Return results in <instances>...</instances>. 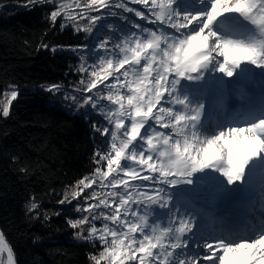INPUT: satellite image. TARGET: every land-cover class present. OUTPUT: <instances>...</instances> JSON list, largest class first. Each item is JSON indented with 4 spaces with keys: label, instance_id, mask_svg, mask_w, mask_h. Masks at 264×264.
Listing matches in <instances>:
<instances>
[{
    "label": "snow or ice",
    "instance_id": "obj_1",
    "mask_svg": "<svg viewBox=\"0 0 264 264\" xmlns=\"http://www.w3.org/2000/svg\"><path fill=\"white\" fill-rule=\"evenodd\" d=\"M44 2L52 22L61 17L95 41L71 51L83 53L81 107L103 115L94 125L103 140L97 167L71 193L92 189L76 208L88 215L68 221L77 238L100 244L93 264H264V218L238 236L236 228L206 234L202 223L209 196L226 205L245 197L257 169L264 215V94L257 104L248 88L253 68L264 74V0H76L78 11ZM106 16L124 24L114 29ZM104 27L108 35H95ZM218 92L247 97L242 119L208 123L204 101ZM39 207L31 197L28 211ZM5 248L14 264L0 232Z\"/></svg>",
    "mask_w": 264,
    "mask_h": 264
},
{
    "label": "trees",
    "instance_id": "obj_2",
    "mask_svg": "<svg viewBox=\"0 0 264 264\" xmlns=\"http://www.w3.org/2000/svg\"><path fill=\"white\" fill-rule=\"evenodd\" d=\"M56 3L78 11L76 0ZM18 4L28 0H0V113L11 91H18L9 116L0 114V228L17 264H93L100 244L77 238L78 229L68 221L88 215L76 208L78 203L84 206L92 189L78 199L71 193L97 167L93 155L103 140L94 128L105 123L103 115L88 105L78 106L87 95L79 90L87 75L78 71L83 53L71 51L95 41L61 17L52 22L53 6L44 0L28 7ZM104 23L114 29L124 24L112 16ZM108 34L106 27L95 33ZM51 85L60 90L48 91ZM63 89L78 91L79 104L69 101L71 93L63 100ZM29 95L44 103L31 101ZM45 96L57 103H46ZM66 192L71 203L61 204ZM31 197L40 205L35 212L28 211ZM83 227L86 235L89 225Z\"/></svg>",
    "mask_w": 264,
    "mask_h": 264
},
{
    "label": "bare ground",
    "instance_id": "obj_3",
    "mask_svg": "<svg viewBox=\"0 0 264 264\" xmlns=\"http://www.w3.org/2000/svg\"><path fill=\"white\" fill-rule=\"evenodd\" d=\"M253 72L255 73V75L253 77L252 82L249 84V86H251L255 91H263L264 84H262L261 81H264V74H262L261 73V70L258 69V68H253ZM212 75H214V76H221L222 74H220V73H213ZM205 106H206V117H207L209 105L207 104L206 101H205ZM208 123L211 126H215L217 124V122H211L209 120H208ZM258 181H259V176H258V171H257L256 174L253 177L252 187H251L249 193L245 196L246 198L248 197V195H250L252 192H254L256 190V188L258 187ZM216 201H221V200H219V199H213L211 196L208 197V202H207L206 208H207V211L211 213V216H210L211 217V221L209 223H206V222L202 221L204 232H205V230H207L205 232L206 234H209L207 232L213 230L212 226L216 222L217 218H219V219L225 218V215L222 214L223 213V208L222 207H219L217 209L218 212H219V215H218V213H217V211H216V209L214 207V204H215ZM209 235H211V234H209ZM0 255H3V256L6 257L4 263H2V264H8V261H7V251L4 250V252H0ZM257 255H259V253H257Z\"/></svg>",
    "mask_w": 264,
    "mask_h": 264
},
{
    "label": "rangeland",
    "instance_id": "obj_4",
    "mask_svg": "<svg viewBox=\"0 0 264 264\" xmlns=\"http://www.w3.org/2000/svg\"><path fill=\"white\" fill-rule=\"evenodd\" d=\"M17 6H19V7H22V5L21 4H18ZM130 6H134V5H130ZM79 64H81V61H79ZM28 93H32L31 91H29ZM65 93L68 95L69 93H71L70 95H69V101H71L72 103H74L75 105H78L79 104V102H80V98H79V93H78V91L76 92L75 90H73V91H69V90H66L65 91V89H63L62 90V95H61V98L63 99V100H65V98L67 97H65ZM27 97H30L29 99L31 100V101H33V102H40V103H44V101L42 100V99H39V98H36V97H33V96H27ZM71 97H75L76 99H75V101L71 98ZM45 98V100H46V103H47V101H49L48 103H57L56 101H55V99H53L51 96H45L44 97ZM59 102H62L61 100H59ZM80 108H81V106H80V104L78 105ZM203 187H205V188H207V186L206 185H204ZM85 240V239H84ZM87 241H90V242H93V240H87ZM5 256H3V255H0V264H2V263H4V261H5Z\"/></svg>",
    "mask_w": 264,
    "mask_h": 264
},
{
    "label": "water",
    "instance_id": "obj_5",
    "mask_svg": "<svg viewBox=\"0 0 264 264\" xmlns=\"http://www.w3.org/2000/svg\"><path fill=\"white\" fill-rule=\"evenodd\" d=\"M0 232H2L1 228H0ZM2 233H3V232H2ZM3 235H4V233H3ZM4 237H5V235H4ZM5 241H6V244H7L9 247H11V245L9 244L8 240L6 239V237H5ZM11 249H12V247H11ZM5 250L7 251V248H5ZM12 250H13V249H12ZM13 259H14V264H17V263H16V259H15L14 251H13Z\"/></svg>",
    "mask_w": 264,
    "mask_h": 264
}]
</instances>
